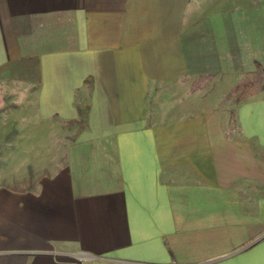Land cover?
<instances>
[{"label": "crops", "instance_id": "0c3cea01", "mask_svg": "<svg viewBox=\"0 0 264 264\" xmlns=\"http://www.w3.org/2000/svg\"><path fill=\"white\" fill-rule=\"evenodd\" d=\"M185 3L0 0V130H78L0 138V264H264V139L182 104Z\"/></svg>", "mask_w": 264, "mask_h": 264}, {"label": "rangeland", "instance_id": "374dc122", "mask_svg": "<svg viewBox=\"0 0 264 264\" xmlns=\"http://www.w3.org/2000/svg\"><path fill=\"white\" fill-rule=\"evenodd\" d=\"M186 6L184 28L192 32V56L198 61L197 71L191 74V90H197V97L191 99L190 105L188 98L183 99L182 104L196 107L199 114L205 109L222 111L225 108L223 117L227 123H255L258 134L264 139V91L254 90L240 102L238 93L233 92L240 83L255 81L258 83L254 87L256 89L264 80L258 71V65L264 68V0H188L185 9ZM188 85L189 82L184 87ZM12 121V116L0 114V122L6 126ZM68 125L56 122L52 129H26L21 133L2 129L0 138L10 139L19 135L33 138L37 132L38 141L51 138L65 140L78 132ZM45 146L40 150L46 149L49 153L51 149L55 157L62 149L56 145ZM40 150L37 148L38 153ZM23 163L19 156L13 165Z\"/></svg>", "mask_w": 264, "mask_h": 264}, {"label": "trees", "instance_id": "16d2710c", "mask_svg": "<svg viewBox=\"0 0 264 264\" xmlns=\"http://www.w3.org/2000/svg\"><path fill=\"white\" fill-rule=\"evenodd\" d=\"M259 70L262 73V77L264 78V68L261 67L260 65H258ZM261 69V70H260ZM258 85V83H256L255 81H247L245 83H240L238 84L234 89L233 92L238 93V101L240 102L242 99H244L247 94H249L250 92H253L255 90L256 91H264V80L261 84L260 87H257L256 89H254V87H256Z\"/></svg>", "mask_w": 264, "mask_h": 264}]
</instances>
